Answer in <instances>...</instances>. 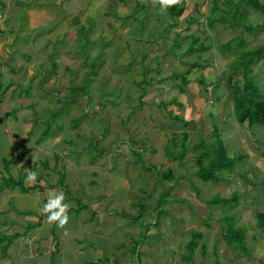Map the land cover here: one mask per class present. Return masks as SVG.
<instances>
[{
	"label": "rangeland",
	"instance_id": "rangeland-1",
	"mask_svg": "<svg viewBox=\"0 0 264 264\" xmlns=\"http://www.w3.org/2000/svg\"><path fill=\"white\" fill-rule=\"evenodd\" d=\"M14 1H21L22 4L15 6ZM35 1L38 0H0L1 84L8 83L7 87L14 89L15 95L20 85L28 96L25 101H22V95L19 99L24 105L32 102L27 113L24 112L26 106L23 107L19 101V106H16V101H9L7 105L9 109L17 110L15 123L24 120L26 115L37 121L36 137L46 123L50 126L51 119L56 124H63L66 129L69 125L64 122L65 117L67 122L69 116L70 120L79 119L77 128H72L70 132L61 126L60 132L63 129L62 135H66L62 144L70 146V149L73 147V152H67L72 154L71 160L102 154L95 163L103 164L113 172L106 173L107 200L102 197L106 205L104 211L120 214V217L127 211L138 217L145 214V221L149 223L145 237L143 219H135L136 228L141 226L139 236L136 233L131 239L124 236L120 229L117 231V263L138 264L135 254L131 259L124 260L128 251L126 245L128 242V246H135L134 250L137 251L143 242L152 247L149 253L155 258L161 254L159 250L165 247L162 256L163 261L168 262L166 264H264V234L255 226V214H264V127L252 125L248 128L246 123H237L229 100L230 87H224L227 66L238 50L264 44V12L244 5L245 0H229L232 4L228 6L226 0H202L203 4L197 6L198 11H194L201 26L192 24V27L185 26L184 30L183 20L188 12L184 19L173 20L176 25L170 27L168 21L171 19L167 12L162 11L161 7L158 10L152 0H138L139 4L131 8L133 12H119L121 15L127 13L123 17L125 19L114 17L111 20L102 16L107 11L98 10L103 0H90L86 10L89 14L84 11L83 21L74 24H68L64 17L66 9L71 10V0H63L59 11H54L55 5L36 9ZM51 1L56 4V0ZM199 1L195 0L197 3ZM258 1L264 11V0ZM73 6L76 8L78 5ZM225 13L228 16L231 14V21L229 17L223 19L224 24L217 22ZM84 14L91 18H85ZM211 20L214 21L212 26H207ZM261 23L263 26L260 29L251 32L243 28V25ZM82 24L81 32L79 28ZM175 29H179L178 37L174 34ZM189 35L197 36V44L191 43L195 36ZM235 37L243 42L238 50L233 48L235 54H232L233 50L221 54L218 46ZM201 45L208 46V50L186 53L189 46L199 49ZM191 62L205 68H195L190 72L186 79L194 85L186 86L185 93L180 94L173 85L179 81L173 79L172 82L171 73L182 72ZM53 63L56 65L54 70L51 66ZM11 68L15 73L8 72ZM46 70L53 71L48 74ZM251 75L264 96V59L254 65ZM143 79L146 84L141 83V88L137 87L136 84ZM235 80L241 82L239 76ZM218 84L215 90L212 86ZM192 86L195 89H191ZM72 87L85 88L87 94L74 93ZM9 88L0 90V93L6 97ZM192 93L196 96L193 97ZM70 95L75 99L72 104L60 102L56 105L57 98L69 100ZM171 99H175V102ZM178 102L187 104V108L184 105L177 108ZM53 112H57L54 117ZM190 119L194 121L188 126L181 124ZM0 120L3 121L0 123V160H9L2 151L7 145L5 131L13 123L9 119L4 122L2 117ZM212 126L216 127L227 156L239 158L230 172L223 173V180L218 183L202 182L194 174L197 169L196 156L206 152L196 144L201 140L205 143L213 141ZM12 127L14 130L22 129L21 124H13ZM172 128L173 131H169ZM182 130L187 134L184 150L179 147V133ZM24 132L20 133L23 138ZM71 134L78 138L74 139L69 136ZM84 139L85 146L81 142ZM92 140L95 145L90 144ZM58 142L53 138L48 147L33 145L28 149L27 159L35 160L32 158L35 154L47 167L48 162L49 166L53 165L51 150ZM29 143L32 144L31 139ZM84 147L85 152L81 153ZM181 151L182 158H174ZM25 165L24 158L14 154L11 166L15 168L10 169L11 174L14 176L18 173L17 168H26ZM1 167L0 161V174ZM167 171L171 179L163 178ZM23 183L26 184V180ZM80 183L81 180L77 178L74 184L82 186ZM67 187L68 193L74 192ZM95 188L98 189V186ZM82 189L74 192L71 198L68 196L73 201V209L81 202ZM232 196L236 198L233 203L210 204L215 197L229 199ZM37 197L41 201L44 199L34 191L16 195L3 190L0 193L1 220H6V217L13 219L25 210L40 216L39 210L43 205H39ZM85 197L87 201L90 200L89 196ZM159 198L164 203L155 211L154 205ZM143 206L146 207L144 211ZM145 211L152 215L150 221L151 216L143 213ZM86 216H89L88 212ZM2 222L0 238L7 231ZM6 223H9L8 220ZM48 226L40 229L41 238L60 229L55 223L50 230ZM229 226L243 229L246 253L239 248L227 247L223 235ZM192 232L199 233L198 247L188 258L189 250L184 246ZM4 243H7V239ZM156 249H159L158 255ZM1 253L4 255L0 246V264H12L9 257H3ZM184 257L188 261L185 262ZM23 264H32V261L26 259Z\"/></svg>",
	"mask_w": 264,
	"mask_h": 264
},
{
	"label": "crops",
	"instance_id": "crops-1",
	"mask_svg": "<svg viewBox=\"0 0 264 264\" xmlns=\"http://www.w3.org/2000/svg\"><path fill=\"white\" fill-rule=\"evenodd\" d=\"M98 1H100V0H98ZM139 1L142 2L141 0H139ZM71 2H72L71 7H69V8H71V10L70 9L68 10V8L66 9V12H65L66 15L64 16L65 20L67 21L68 24H70V23L74 24V22L80 23L81 21H83V19H82L83 12L85 11L84 13L89 14L88 12H86V10L90 6L89 5L90 0H71ZM91 2H92V0H91ZM100 2H102V1H100ZM115 2L109 3L108 1L105 2L104 0L102 3L98 2L100 5V8L98 10L107 11L106 15L102 14L103 18L109 17L110 20L114 19V17H117V18L122 17L123 18L125 15H127V13H124L123 15H121V13H123L125 11L126 12H128V11L133 12V9H131V8L134 5L139 4L138 0H134V1L133 0H126L124 2L122 0H115ZM183 2H184L183 13H182L183 15L180 17L184 19V15L187 14V12H188V14L186 16L187 17L191 16L194 19V21L188 23V21L186 20L187 19V17H186L183 20L182 28L185 30L186 29L185 26H191L192 24H194L196 27L201 26V24L198 21L199 17L194 15V11H198L197 6L199 4H203V1L200 0L197 3V2H195V0H183ZM13 3H15V6L16 5L20 6L22 4L21 1H19V2L14 1ZM54 3H56V4H53L51 0H49V1L48 0H38V1H35V7H36V9L37 8L42 9L43 8L42 6H46L47 8L48 7L50 8V6L55 5L54 11H56V10L59 11V8L61 7L62 3H64V2H63V0H59V2H57V0H56V1H54ZM98 3H96V4H98ZM74 4H76L78 6H76V8H74V6H73ZM0 5L2 6V3H0ZM153 7H155V6H153ZM156 7L159 10L160 6L158 4H156ZM63 8H64V6H63ZM36 9H34V10H36ZM14 10L15 9H13V11ZM150 10H152L151 7H150ZM61 11H63V9H61ZM192 11H193V15H192ZM119 12H121V13L119 14ZM189 12H191V13H189ZM102 13H105V12H102ZM80 14H82V15H80ZM87 14L86 15L84 14L85 18L90 19L91 17L88 16ZM199 14H200V12H199ZM207 17L205 18V20L207 19ZM126 18H129V17L126 16ZM123 19H125V18H123ZM177 19H175V20H177ZM207 21H208V19H207ZM217 22H218V20H217ZM175 23H176V21H174L173 23L171 22V20L168 21V25L170 27H175V25H176ZM83 26H84V24L80 25V27H83ZM207 26H211V25L207 24ZM163 30H165V29H163ZM177 31H179V29L178 30L175 29L174 34L180 35V33H178ZM193 36H195V35H193ZM146 42H148V40ZM194 51H196V49ZM38 68H41V66H39ZM11 69H8V72L9 73H11V72L15 73V70L12 71ZM51 72H52V70L49 72L47 71V73H49V74ZM44 75H45V73H44ZM45 76H47V75H45ZM1 79H2V77H0V84L2 83ZM6 84H8V83H6ZM6 84H3V85L1 84L2 86H0V90H6L7 88H9V87H7L8 85H6ZM23 84H22V86H23ZM27 84L30 85V82L28 81ZM197 84L201 85V84H199V81H197ZM190 85H194L193 82L190 81L186 86L188 87ZM19 86L16 89V91H17L16 95L14 94L15 90L14 89L12 90V88L8 89L6 97L4 96V93H0V117H2L4 119V122H5V120L9 119L13 124H21V126H22L21 130H18V129L14 130L15 128L12 127L13 124H11V125L9 124L10 127H8L7 130L5 131L6 135H7V138H6L7 139V145L5 146L2 153L4 155H6L7 157H9V160H6V158H3L0 160L2 163L1 170L5 174V175H2L3 173L1 172L0 184H1L2 179L6 178L8 176L11 177L14 181L22 180V183H23V181L26 180V176H27L28 172L29 171H35L38 173L37 181L35 183H26V184L23 183V186L32 187L33 189H31L30 191H32V192L34 191L36 195H40V196L44 197L43 201L39 200V198L37 197L38 199L36 201L39 202V205H43L47 201V198H48V195L50 192L62 190L66 196L65 202L70 205L68 215L69 214H73V215L69 216L70 221H68V224L64 228H60L59 231H57L53 234L48 233L46 237H42V238L40 237V235H41L40 229L45 228L46 225H49L47 228L50 230V228L51 229L53 228L54 223L50 224L47 221L46 216L41 213V209L39 210L40 214H41L40 216H35L34 214H32L26 210L19 212L18 215H15L14 213H12L16 217L13 219H11L10 217L9 218L6 217V220H8L9 223H6V220H1V216H0V221L1 222L3 221L2 225H5L4 227H6V228H4V229L7 230L6 233H3V234L1 233L2 236L5 237V239L2 241V243H0V246L2 247V252L4 253V255H2V253H1V256L9 257V260H10V262H12V264H23L24 260H26V259H31L32 264H120V262L117 263V248H118L117 247V231L120 229L121 231H123L124 236H130V238L132 237V235H135L136 233L139 236V229L141 228V226L139 229L136 228L137 220H135V219H139V220L143 219L141 221H142V223H144L143 227L145 228V230H144V237H145L146 234H148V230H149V228H148L149 223L145 221V219H146L145 214H142V216L138 217L137 215L136 216L130 215L129 211L126 210L128 213L124 212L123 215L121 214L122 216L120 217L119 216L120 214L113 213L110 211H107V212L104 211L106 205H105V200H103L102 197H104L107 200V197H106L107 189L105 190V185H107L108 179L106 180V177H107L106 173L109 172L108 174H110L113 172L111 169L105 168V165H103V164L99 165V164L95 163V160H98V158L100 156L102 157V154H100L99 156L94 154L92 157L86 158V159L79 158L78 160H76V159L71 160L72 154L67 153V152H71V151L73 152L74 149H73V147H72V149H70L69 148L70 146H68L66 144H62L63 138L66 135H62L63 129L60 132L61 126L64 129H66V126H64L61 123L56 124L54 122V120L51 119L50 126H49V123H46L45 128L44 127H43V129L41 128L38 137H36V135H34V132L36 131L35 125L37 124L36 120H32L31 118L27 117V115H26L24 120H19L18 123H15L17 121L16 120L17 110H16V108L15 109L14 108L9 109L10 106L7 104L9 101H16V103H18V105H16V106H19L23 100L24 101L27 100L26 98L28 96L27 95L28 93H26L25 90H21ZM209 86H210V84H209ZM185 87H184V90H185ZM212 87H214V89L216 90V89H218L219 84L217 86L213 85ZM224 87L225 88L227 87L225 82H224ZM191 89H195V87L192 86ZM227 92L229 95L228 90H227ZM12 95H14L13 100H12ZM21 95H22V101L19 99V98H21L20 97ZM72 95L69 96L70 97L69 100L67 98H63V99L57 98L56 105H58V103H60V102L72 104L73 100H75V99L71 98ZM191 95L193 97L196 96L193 93ZM55 96L56 97L58 96V92ZM70 99H72V100H70ZM222 100L224 101V99H222ZM31 103L32 102L30 101L28 104H25V105H24V103L21 104L23 107L26 106L24 112H26V113L29 112L30 107L32 106ZM220 103H221V100H220ZM183 105L185 106V108H187V104L182 103L181 106H183ZM231 108H232V106H231ZM56 114H57V112H53L52 113L53 117ZM72 120L73 119L70 120V116H69L68 122H67L66 117L64 120V122L66 121V124L69 125L68 129H66L69 132L72 128H74L72 125V123H73ZM174 121L179 122L177 120H174ZM191 121L193 122L194 120L190 119L189 122H191ZM219 121H220V119H219ZM1 122H3V121L0 120V123ZM176 122H174L175 125L177 124ZM52 124H54L56 126L53 127ZM188 124L186 126H188ZM176 127L178 128V126H176ZM9 128L12 131L9 130ZM75 128H77V126ZM23 131H25L23 133L24 138L22 136H20V133ZM169 131H173V128L169 129ZM175 133H176V131H175ZM180 133L182 134L183 130ZM180 133H179V138L181 136ZM10 134H12V135H10ZM77 135H79V134H77ZM69 136H73L74 139L78 138V136H76L75 134H71ZM53 138H55V139H57V141H59L56 144V146L54 148H52V150H51L52 155H51L50 159H51V162L53 163V165L49 166L50 162H48V167H47V164L46 165L43 164L40 161L39 156L36 157L35 154H33V156H32V158H34L35 160L32 161V160L27 159V157L29 156V155H27L29 153V150H28L29 148L31 149V147H33V145H35L36 147H38V146L39 147H43V146L48 147L50 142H52ZM29 139H31L32 144L29 143ZM81 142H82V144H84V146L86 145L85 139L82 140ZM84 149H85V147L83 148L82 152L81 151L80 152L84 153L85 152ZM13 151H14V153H13ZM80 152H78V153H80ZM35 153H38V152L36 151ZM115 153L116 152H114V155H115ZM14 154H16L18 158H22V157L24 158V163L26 164L25 165L26 168H22V167L17 168L18 173H16L13 176L10 172V169L15 168V167L11 166V162L14 160ZM119 154H122V152H120ZM164 154H165V152H164ZM109 156H110V154H109ZM4 161L9 162L6 170H5L4 163H3ZM27 163H29V164L27 165ZM29 167H31V168H29ZM48 168L50 169V171H46ZM42 169H44V170H42ZM6 174H9V175L6 176ZM44 178L46 180H44ZM77 178H79L81 180L80 185H82V186H77L76 184H74L75 180ZM96 185L98 186V189L95 188ZM67 186H69L70 191H74V192H80L79 188L80 189L83 188L82 189L83 193L81 195H84V196L82 197L80 195L81 202L79 204L77 203L75 205L76 206L75 209L72 208V207H74L73 201H71V199H69L72 197L71 195L74 192L68 193L67 192V189H68ZM3 190H5L8 193H15L16 195L21 194L17 188L9 189V188L2 187L0 190V193ZM24 194H26V193H24ZM68 196H70V197L68 198ZM85 196H89L90 200L87 201V198ZM9 201H11V200H9ZM9 201L7 202V206L9 205ZM143 207H144L143 208V211H144L146 207L145 206H143ZM154 207H155V205H154ZM153 210L156 211L157 209L154 208ZM7 212H10V211H7ZM87 212L89 213V216H86ZM143 213H146V211ZM146 214L151 216L149 218V221H150V219L152 218V215L149 213H146ZM125 219L129 222L126 221V223H125L124 222ZM26 222H28L29 224H27ZM8 228H10L11 231ZM19 228H21V230H19ZM28 235H30L31 237H29L27 239ZM9 238H11V241L8 242V244L4 243V241L6 239L8 240ZM136 243H137V241H136ZM128 244L129 243L127 242L126 246H127L128 251L125 253L124 260L131 259V257H133L135 254V261L137 263L139 262L138 264H140V263H142V264H166V263H168L167 261H163L164 259L162 256V254H164L165 247H162L161 250L156 249L157 250L156 255H158V250L161 254L159 255V257L155 258V257H153V255L150 256V253H149V251H151L152 247L144 245L143 242L140 244L137 251L134 250L135 246L129 247ZM197 247L198 246L196 245V248ZM151 258H152V261L150 260ZM172 263H173V259H172Z\"/></svg>",
	"mask_w": 264,
	"mask_h": 264
},
{
	"label": "trees",
	"instance_id": "trees-1",
	"mask_svg": "<svg viewBox=\"0 0 264 264\" xmlns=\"http://www.w3.org/2000/svg\"><path fill=\"white\" fill-rule=\"evenodd\" d=\"M244 1V0H243ZM225 3L228 5H231L232 3L229 0H226ZM183 0L182 3L178 6H173L167 9V14L169 19L173 22V20L179 18L183 14ZM244 5L249 6L251 8L259 10L261 13H263V7L262 4L258 0H245ZM226 13H229L226 11ZM225 13V14H226ZM227 15V16H226ZM224 16H220L218 18V22L221 24H224L223 19H228L230 16L226 14ZM232 17V16H231ZM231 17L229 21H231ZM241 17V16H240ZM189 22H193L194 19L191 16H188L186 19ZM226 21V20H225ZM214 21H209V24L212 26V23ZM263 26V24H258L255 26L250 25H243V28L246 32H251L256 29H260ZM82 27L79 28V31L82 32ZM178 37V35H176ZM193 35H190L189 37H192ZM188 38V36H187ZM239 37H235L234 39H231L227 42H225L222 45L218 46V49L221 54L228 53L233 48L237 49L242 45V39ZM193 45L197 44V37H192ZM208 49V46H202L199 49L200 52H204ZM195 49L192 47L186 48V53H190L194 51ZM235 54V51H232V54ZM264 59V44L262 45H256L252 48H249L247 50L240 49L235 54L234 59L231 60V62L228 64V72L225 76V84L230 87V97L229 100L232 104V111L233 115L236 119V122L239 124L246 123V126L248 128L252 125H259L264 127V96L261 94V91L259 90V87L256 85L255 81L252 78L251 71L256 65L257 62ZM188 63V62H187ZM186 63V64H187ZM52 69L56 67L55 63L51 64ZM204 69L205 67H200V65L197 62H191L188 64V68L183 70L182 72H172L171 73V80L173 82V79H178L179 83L173 84L174 87L177 89V91L182 94L185 92L184 87L190 82L186 79V77L190 74V72L193 69ZM13 71V69H11ZM52 70V71H53ZM41 72H43L41 70ZM49 74V73H48ZM45 74V75H48ZM240 77L241 82L238 83L235 78ZM203 82V80H201ZM145 80L143 79L140 84L137 83L136 86L141 88V83H144ZM200 82V81H199ZM146 84V83H144ZM206 86V85H205ZM209 86V84H208ZM216 86V85H215ZM73 92H81V94L85 95L87 94V90L85 88H74L71 89ZM206 91V89H204ZM141 98V97H140ZM171 99L170 101H172ZM175 102V99L173 100V103ZM177 108L181 107V103L176 105ZM73 127L75 128L77 126V123L79 122V119L72 120ZM189 121L182 122L183 126H186ZM187 134L186 132H183L180 136L181 142H179V147L184 150L186 146V138ZM213 141L205 143L204 140H201L197 142V146L203 148L206 152L200 153L195 158V176H197L202 182L211 181L213 183H218L219 181L223 180V173L230 172L233 169V166L235 164L236 160H239L237 157L229 158L226 154V151L224 149V146L219 139L220 136L218 135V131L215 126H212V134H211ZM93 143V140L90 142V144ZM204 144V145H203ZM182 151L178 153L174 158L181 159L182 158ZM210 154V155H209ZM168 156V155H167ZM170 156V155H169ZM4 167L5 170L7 169V165L9 164L8 161H4ZM163 178L165 179H171L170 172L167 171L165 174H163ZM2 187L13 189L17 188L21 194L27 193L32 187H26L23 186L22 180H16L14 181L11 177H6L2 179L0 184V190ZM236 201L235 196H232L229 199H221L218 197H215L212 201H210V204H218V203H224V204H230ZM161 203H164V201L159 198L157 202L155 203V208L159 209ZM164 212V210H163ZM256 222L255 226L264 234V214L256 213ZM155 224V223H154ZM199 238V233H191L188 241L185 244V249L188 248V253L190 255L192 254L193 250L196 248V243ZM264 238V236H263ZM5 239V237L0 238V243ZM223 239L225 240V243L227 247L231 246L234 248H239L243 253L247 252V248L243 245V229L239 228H232L229 226L227 231L223 235ZM11 241V238L7 240L8 242ZM264 242V240H263ZM6 244V245H7ZM238 245V247H237ZM184 260L188 261V259ZM218 264V263H215Z\"/></svg>",
	"mask_w": 264,
	"mask_h": 264
},
{
	"label": "clouds",
	"instance_id": "clouds-1",
	"mask_svg": "<svg viewBox=\"0 0 264 264\" xmlns=\"http://www.w3.org/2000/svg\"><path fill=\"white\" fill-rule=\"evenodd\" d=\"M152 2L153 4L158 3L162 11H167L170 7L180 5L182 0H152ZM37 176V172L29 171L26 176V183H35ZM65 201L66 196L62 190L50 192L47 201L41 208V213L46 216L47 221L50 224L55 223L58 228H64L69 221L70 205Z\"/></svg>",
	"mask_w": 264,
	"mask_h": 264
}]
</instances>
